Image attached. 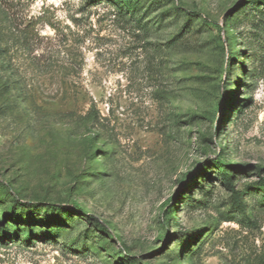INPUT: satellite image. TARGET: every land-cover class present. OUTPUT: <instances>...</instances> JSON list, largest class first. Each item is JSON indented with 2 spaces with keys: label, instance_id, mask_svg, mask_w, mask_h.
I'll return each instance as SVG.
<instances>
[{
  "label": "rangeland",
  "instance_id": "1",
  "mask_svg": "<svg viewBox=\"0 0 264 264\" xmlns=\"http://www.w3.org/2000/svg\"><path fill=\"white\" fill-rule=\"evenodd\" d=\"M263 177L264 0H0V264H264Z\"/></svg>",
  "mask_w": 264,
  "mask_h": 264
},
{
  "label": "trees",
  "instance_id": "2",
  "mask_svg": "<svg viewBox=\"0 0 264 264\" xmlns=\"http://www.w3.org/2000/svg\"><path fill=\"white\" fill-rule=\"evenodd\" d=\"M216 162H220L219 160H217ZM258 171H260V170H258ZM228 177H230V176H228ZM262 180L264 181V177L262 178Z\"/></svg>",
  "mask_w": 264,
  "mask_h": 264
}]
</instances>
